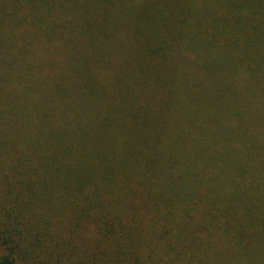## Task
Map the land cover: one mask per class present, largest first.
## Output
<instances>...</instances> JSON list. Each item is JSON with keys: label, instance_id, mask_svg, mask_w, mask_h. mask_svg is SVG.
<instances>
[{"label": "trees", "instance_id": "1", "mask_svg": "<svg viewBox=\"0 0 264 264\" xmlns=\"http://www.w3.org/2000/svg\"><path fill=\"white\" fill-rule=\"evenodd\" d=\"M0 264H264V0H0Z\"/></svg>", "mask_w": 264, "mask_h": 264}]
</instances>
